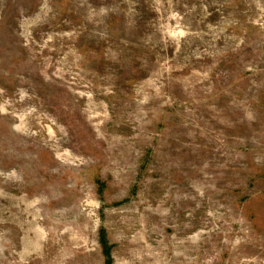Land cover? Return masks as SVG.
Returning a JSON list of instances; mask_svg holds the SVG:
<instances>
[{"label":"rangeland","instance_id":"rangeland-1","mask_svg":"<svg viewBox=\"0 0 264 264\" xmlns=\"http://www.w3.org/2000/svg\"><path fill=\"white\" fill-rule=\"evenodd\" d=\"M0 43V264H264V0H0Z\"/></svg>","mask_w":264,"mask_h":264},{"label":"bare ground","instance_id":"bare-ground-1","mask_svg":"<svg viewBox=\"0 0 264 264\" xmlns=\"http://www.w3.org/2000/svg\"><path fill=\"white\" fill-rule=\"evenodd\" d=\"M37 53H33L32 56H30L31 60H26L25 56L21 52H17L13 47H11L10 50L6 49V45L0 43V67H6L8 70L7 76L9 78L13 77L17 73H22L24 77H34L39 82L40 79V73L38 71H33V63L36 61ZM38 77V78H37ZM5 86L8 85V93L12 95L7 102L8 107L12 108L14 105H23L28 101L30 98L28 95L23 96L22 98H18L14 95L13 89L11 90L12 82L10 80L4 82ZM38 86V85H37ZM82 132V131H81ZM13 134V133H12ZM15 136V135H14ZM78 137V136H77ZM9 139V138H8ZM11 141V140H10ZM7 144V143H6ZM21 152V151H20ZM15 154V153H14ZM17 154V153H16ZM20 155V154H19ZM24 155V154H23ZM12 156V155H11ZM10 156V157H11ZM18 156V155H17ZM16 156V157H17ZM15 157V156H12ZM11 157V158H12ZM23 157V156H22ZM9 158V157H8ZM19 158V157H18ZM21 158V157H20ZM25 158V157H24ZM15 159V158H13ZM22 159V158H21ZM4 160V159H3ZM13 162V161H12ZM11 163V162H10ZM216 192V191H215ZM224 192V191H223ZM182 210V209H181ZM229 216V214H228ZM212 218V217H211ZM180 221V220H179ZM188 223V222H187ZM204 223V222H203ZM230 223V222H229ZM215 224V223H214ZM175 225V224H174ZM181 230V229H180ZM179 230V231H180ZM182 232V231H181ZM180 233V232H179ZM189 233V232H188ZM190 235V234H189ZM228 237V236H227ZM172 238V237H171ZM186 238V237H185ZM217 241V240H216ZM226 241V240H225ZM176 242L175 244H177ZM183 243V242H182ZM180 244V243H178ZM183 245V244H182ZM220 245V244H218ZM180 248V246H179ZM189 250V249H188ZM182 251V250H181ZM178 253V252H177ZM189 253V252H188ZM181 255V254H180ZM170 256V255H169ZM178 256V255H177ZM171 258V257H170ZM198 258V257H197ZM244 262V261H243ZM138 263V262H137Z\"/></svg>","mask_w":264,"mask_h":264}]
</instances>
